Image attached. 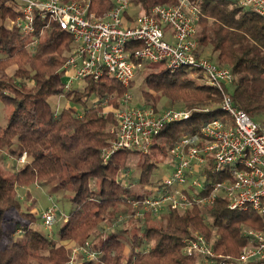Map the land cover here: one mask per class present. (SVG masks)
<instances>
[{
    "label": "trees",
    "instance_id": "trees-1",
    "mask_svg": "<svg viewBox=\"0 0 264 264\" xmlns=\"http://www.w3.org/2000/svg\"><path fill=\"white\" fill-rule=\"evenodd\" d=\"M178 1L133 3L139 6L140 14H147L153 5H175ZM188 1L200 11L197 56L208 49L209 59L230 69L233 79L227 92L234 105L264 130V18L242 8L237 0ZM89 2V12L96 15L112 7L111 0ZM19 14L14 0H0V104L10 109L5 124L0 125V151L16 161L25 154V161L12 176L0 168V264H65L71 253L66 243L84 245L101 224L113 226L119 207L129 214L122 228L94 235L89 248L96 253L95 259L77 264H198L197 258L182 253V240L192 238L193 233L202 235L217 252L239 255L246 242L241 230L263 227L262 221L251 210L230 211L222 195L211 205L184 212L165 208L160 220L151 213L132 217L128 203L144 198L140 191L152 185L151 174L158 160L167 158L181 136L198 132L213 119L228 121L219 108V92L196 83L189 75L200 73L196 69L180 68L170 73L163 67L147 72L140 106L155 109V101L165 97L169 106L182 107L190 116L165 126L146 154L121 150L103 162L101 154L110 145L109 130L115 127V119L113 110L104 111L99 104L107 101L113 109L118 108L125 88L114 79L102 77L98 81L86 79L81 90L66 91L61 67L73 48L71 36L57 23L38 19L32 34L7 28L6 20ZM13 66L15 70L8 75L7 69ZM57 96L71 105L53 110L49 100ZM89 98L98 104L86 105ZM129 152L141 157L136 181L140 191L124 187L118 177L126 169L125 155ZM224 177L207 174L204 184ZM51 181L71 205L65 221L56 227L55 241L35 228L37 216L23 211L16 198L17 186ZM9 232L17 234L9 238Z\"/></svg>",
    "mask_w": 264,
    "mask_h": 264
},
{
    "label": "built area",
    "instance_id": "built-area-1",
    "mask_svg": "<svg viewBox=\"0 0 264 264\" xmlns=\"http://www.w3.org/2000/svg\"><path fill=\"white\" fill-rule=\"evenodd\" d=\"M14 1L20 14L6 20L7 28L32 34L38 19L57 23L71 36L73 48L61 67L66 91L76 81H98L102 77L128 87L138 72L157 64H163L170 73L188 68L202 74L204 84L219 92V108L228 121L213 119L201 125L198 132L181 136L169 149L170 173L160 185L148 189L154 195L128 201L131 215H157L165 208L184 212L194 206L211 205L222 195L230 211L251 210L260 217L263 227L247 233L249 244L237 257L215 251L198 233L182 240V253L200 259L201 264H264V130L234 105L227 92L233 79L230 69L197 56L199 9L188 0H179L175 5H153L147 14L129 20L133 0H111L112 7L102 15L89 12V0ZM237 1L242 8L264 18V0ZM112 110L113 140L102 151L103 162L121 150L146 154L165 126L184 122L190 116L187 110L156 111L134 105L128 92L123 94L119 107ZM18 160L24 162L25 154ZM207 174L225 177L205 186ZM55 215V207H47L40 217L43 225L52 226ZM89 246L86 241L73 247L65 264L95 259L96 253Z\"/></svg>",
    "mask_w": 264,
    "mask_h": 264
},
{
    "label": "rangeland",
    "instance_id": "rangeland-1",
    "mask_svg": "<svg viewBox=\"0 0 264 264\" xmlns=\"http://www.w3.org/2000/svg\"><path fill=\"white\" fill-rule=\"evenodd\" d=\"M140 9L139 6L135 5L133 3V7L131 9V12L135 13L136 16L139 13ZM203 56L209 57V50L204 49L202 51ZM66 56V54H65ZM163 64H157L152 66L145 67L142 71L138 72L136 74L135 79L133 80V86L130 88V84L128 87L125 88V92H128V94L131 95V103L134 105H142L143 104V97L141 96V91L145 89V84L143 83V77L144 75L151 71V70H159L160 68H163ZM15 70V66L10 67L7 69L6 73L10 75ZM192 79L196 81V83L204 84L203 76L201 73H191L189 74ZM63 80L65 79L64 76L61 77ZM85 85L84 80L76 81L72 84V89H79L81 90ZM205 85V84H204ZM123 96V94H122ZM122 97H120L121 99ZM154 102V101H153ZM50 107L53 110L60 111L62 108L70 106L71 103L68 102L63 96H57L52 97L49 100ZM90 104H98L93 98H89L86 101V105ZM99 106L103 107L104 111L111 112V110L114 108L113 106L109 105L107 101H103L99 104ZM74 108L77 111L81 110V106H74ZM154 108L156 111L162 110V109H174V110H184L182 107L179 106H169L168 100L165 97L159 98L154 103ZM10 114V109L4 108L0 104V125L3 126L5 124V117ZM112 128H110L109 132L111 134V138L109 142L113 140V134H112ZM126 157V169L121 171L119 173V178L121 180V183L124 187H129V189L133 191H140L139 184L136 182L137 178L139 176V163L141 162V157L139 154L134 152H129L125 155ZM25 161V160H24ZM159 164H157V167L154 169L153 174H151L152 177V185H148L144 188V190L140 191L141 195L144 197L152 196L154 193L152 191H149V188H153L156 185H160L163 178L166 177L171 170L172 162L169 158V155L167 158H164L162 161L158 160ZM23 161H19L11 157L6 152L0 151V168L2 169L3 173L12 176V174L17 170L19 165H21ZM201 180L202 177H199ZM65 193L62 190H57V187L53 181L48 182L47 184H31L28 186H17L16 187V198L21 203V208L23 211L32 212L37 216L36 225L35 228L38 229L41 233L45 234L50 240L55 241L58 239L56 235V227L60 225L63 221L66 219L67 212L71 209V205L66 200ZM53 205L56 210L55 220L53 222V225L50 227H45L41 221V214L42 212L49 206ZM123 207H119L118 216L113 220V226H109V224H101L98 227V230L87 240L89 244L91 245L92 237L96 234L99 235H105L111 231H115L117 229H121V223L125 221L128 217V213H122ZM163 214V210L159 212L157 215H152V218H155L156 220H160L159 217ZM121 218L120 221H118V218ZM154 221V220H153ZM262 228V227H260ZM260 228H250V227H244L241 230V233L246 236V242L242 246V249L249 244L247 233L253 229H260ZM15 234L8 233L9 238L12 236H15ZM195 234V233H193ZM66 246L70 247L72 249L73 247L77 246L73 241L66 243ZM241 249V251H242ZM232 256V255H231ZM232 256V257H237ZM80 257V256H77ZM78 260V258H77ZM199 263L202 261L200 259H197ZM198 263V264H199Z\"/></svg>",
    "mask_w": 264,
    "mask_h": 264
},
{
    "label": "crops",
    "instance_id": "crops-1",
    "mask_svg": "<svg viewBox=\"0 0 264 264\" xmlns=\"http://www.w3.org/2000/svg\"><path fill=\"white\" fill-rule=\"evenodd\" d=\"M129 20H133L136 16H133L131 10L129 11L128 15H127Z\"/></svg>",
    "mask_w": 264,
    "mask_h": 264
}]
</instances>
